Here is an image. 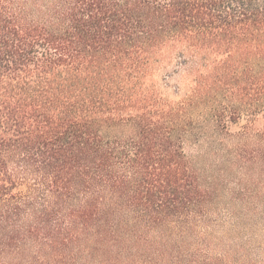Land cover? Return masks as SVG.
<instances>
[{
	"label": "trees",
	"instance_id": "1",
	"mask_svg": "<svg viewBox=\"0 0 264 264\" xmlns=\"http://www.w3.org/2000/svg\"><path fill=\"white\" fill-rule=\"evenodd\" d=\"M243 120L258 163L262 0H0V264H264V176L215 209L184 150Z\"/></svg>",
	"mask_w": 264,
	"mask_h": 264
},
{
	"label": "rangeland",
	"instance_id": "2",
	"mask_svg": "<svg viewBox=\"0 0 264 264\" xmlns=\"http://www.w3.org/2000/svg\"><path fill=\"white\" fill-rule=\"evenodd\" d=\"M264 1V0H262ZM167 79L166 85L159 81L160 88L165 91L166 95L174 97L172 95V88L177 83V75H172ZM244 124V120L240 121L237 125H232L230 127V134L226 137H219L216 135L212 129V124H207L206 129L203 131H195L190 136L187 135L184 141V150L186 155L188 156L192 166L197 170L198 175L202 176V182L206 183L204 179L208 177L214 178L212 180V185L214 189V194L218 197V204H216V208L219 210L225 207L226 203V192L227 189H231L232 187H236L235 184L238 181L245 179L244 170H241V167H245L249 170V174H252V177L257 181H260V178L264 176V171L259 172L261 166H264V160H261L258 163H253L255 160L250 162L251 158H248L246 155V159L241 161L237 160L235 152H230L234 149L235 145H237V137L236 132H238L241 126ZM242 130V129H241ZM241 130L239 132H241ZM234 135V136H231ZM231 136V137H230ZM248 144V151L255 150V146L260 148L261 151L264 150V139L262 138H248L246 141ZM255 145V146H254ZM250 153V152H249ZM248 154V153H247ZM248 158V159H247ZM242 162H244L242 164ZM263 175V176H260ZM246 181H243V185ZM261 186V183L258 184ZM220 198V199H219ZM258 213L260 212L257 211ZM262 212V211H261ZM221 213H209V219L213 221H217L214 225L200 224L195 228V233L198 236L200 235L201 239H210V242L213 244L219 243L218 241L224 239L223 228L219 224V220L223 219L225 216H221ZM261 224L258 226H250L251 233L253 236V240L255 243L258 241H263L264 238H261L262 232L259 231ZM222 242V241H220ZM229 242H223L224 245ZM212 244V245H213ZM251 256L257 254L258 251L256 248L251 249ZM216 253H220V248L217 249Z\"/></svg>",
	"mask_w": 264,
	"mask_h": 264
}]
</instances>
